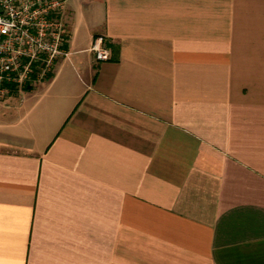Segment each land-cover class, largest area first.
Here are the masks:
<instances>
[{
  "label": "crops",
  "instance_id": "1",
  "mask_svg": "<svg viewBox=\"0 0 264 264\" xmlns=\"http://www.w3.org/2000/svg\"><path fill=\"white\" fill-rule=\"evenodd\" d=\"M60 19L68 58L0 102V264H264V0Z\"/></svg>",
  "mask_w": 264,
  "mask_h": 264
},
{
  "label": "built area",
  "instance_id": "2",
  "mask_svg": "<svg viewBox=\"0 0 264 264\" xmlns=\"http://www.w3.org/2000/svg\"><path fill=\"white\" fill-rule=\"evenodd\" d=\"M64 8L65 0H0V102L32 90L68 58ZM89 52L97 62L110 59L101 36Z\"/></svg>",
  "mask_w": 264,
  "mask_h": 264
}]
</instances>
